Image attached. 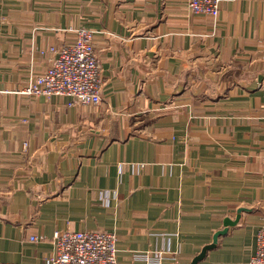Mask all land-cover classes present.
<instances>
[{
  "label": "crops",
  "instance_id": "1",
  "mask_svg": "<svg viewBox=\"0 0 264 264\" xmlns=\"http://www.w3.org/2000/svg\"><path fill=\"white\" fill-rule=\"evenodd\" d=\"M80 28L102 103L23 94ZM238 216L198 264H250L264 227V0L217 18L186 0H0L1 262L50 264L56 233L98 230L117 264H191Z\"/></svg>",
  "mask_w": 264,
  "mask_h": 264
},
{
  "label": "built area",
  "instance_id": "2",
  "mask_svg": "<svg viewBox=\"0 0 264 264\" xmlns=\"http://www.w3.org/2000/svg\"><path fill=\"white\" fill-rule=\"evenodd\" d=\"M186 1L195 15L217 18L225 0ZM42 53L53 55L50 66L31 80L23 94L45 98L67 96L72 98L70 106L83 108L102 103V65L95 55L92 31L80 28L73 43L51 47ZM42 240L43 237L32 238L36 243ZM117 241L115 233L98 230L56 233L54 253L48 261L50 264H117ZM0 264L14 263L0 261ZM250 264H264V227L257 234V250Z\"/></svg>",
  "mask_w": 264,
  "mask_h": 264
},
{
  "label": "water",
  "instance_id": "3",
  "mask_svg": "<svg viewBox=\"0 0 264 264\" xmlns=\"http://www.w3.org/2000/svg\"><path fill=\"white\" fill-rule=\"evenodd\" d=\"M241 212H242V210L239 211V213H241ZM239 220H240L239 216L237 217V219L235 221L226 220L224 223L225 228L223 230L217 232L214 235L213 243L204 247L203 250L201 251V253L193 259L191 264H198L200 261H202L206 257L207 252L216 247V244L218 242L219 237L225 235L228 232L229 227L236 225L239 222Z\"/></svg>",
  "mask_w": 264,
  "mask_h": 264
}]
</instances>
